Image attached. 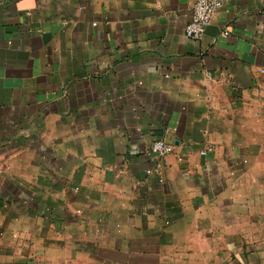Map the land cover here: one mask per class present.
<instances>
[{
  "label": "crops",
  "instance_id": "obj_1",
  "mask_svg": "<svg viewBox=\"0 0 264 264\" xmlns=\"http://www.w3.org/2000/svg\"><path fill=\"white\" fill-rule=\"evenodd\" d=\"M195 1L0 0V264H264V0Z\"/></svg>",
  "mask_w": 264,
  "mask_h": 264
},
{
  "label": "built area",
  "instance_id": "obj_2",
  "mask_svg": "<svg viewBox=\"0 0 264 264\" xmlns=\"http://www.w3.org/2000/svg\"><path fill=\"white\" fill-rule=\"evenodd\" d=\"M227 0H196L193 13L187 24L185 33L192 41H199L205 34L215 13L224 6ZM172 145L163 139L155 140L151 145V152L156 156H165L172 151ZM204 153V152H203Z\"/></svg>",
  "mask_w": 264,
  "mask_h": 264
}]
</instances>
